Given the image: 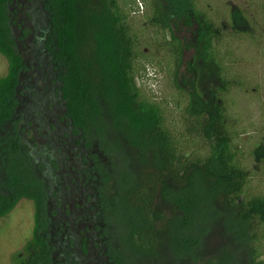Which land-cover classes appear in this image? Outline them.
I'll return each mask as SVG.
<instances>
[{
    "label": "trees",
    "instance_id": "obj_1",
    "mask_svg": "<svg viewBox=\"0 0 264 264\" xmlns=\"http://www.w3.org/2000/svg\"><path fill=\"white\" fill-rule=\"evenodd\" d=\"M136 1L144 3L139 32L129 19L133 6L138 12L135 0H44V45L60 69L62 118L76 139L70 162L77 175L58 176L54 160L45 161L51 166L45 169L19 134L16 88L23 61L9 0H0V56L7 64L0 78V218L21 200L33 207L32 238L12 264H126L127 254L154 257L161 250L171 264H264V195L245 191L250 174L238 162L224 102L240 82L228 78L229 55L220 52L229 29L230 38L247 36L263 53L264 24L241 9L218 24L194 0ZM173 20L197 27L191 47L206 70H196L198 79L204 74L213 81L208 97L200 86L190 93L179 84L183 46L170 30ZM149 31L153 40H145ZM158 57L179 100L176 122L163 102L135 85L137 62ZM117 154L120 165L104 164ZM249 156L264 168V142ZM131 160L136 164L129 170ZM77 191L85 204L70 218L71 210L61 206L65 199L69 207ZM49 199L58 205L53 218ZM107 210L132 213L115 246L105 233Z\"/></svg>",
    "mask_w": 264,
    "mask_h": 264
},
{
    "label": "rangeland",
    "instance_id": "obj_2",
    "mask_svg": "<svg viewBox=\"0 0 264 264\" xmlns=\"http://www.w3.org/2000/svg\"><path fill=\"white\" fill-rule=\"evenodd\" d=\"M15 2V0H12ZM198 11L206 13L209 18L217 19V23L228 22V12L233 9H241L246 12V16L254 22L259 24H264V8L260 9V6L264 5V0H194ZM138 12H135V7L133 6L132 12L129 15V19L133 23V26L139 32L140 22H142V10L144 9V3L141 1H136ZM14 5H10V9H13ZM128 10V9H127ZM191 26H187L183 22H178L176 20L171 21L170 30L173 35L178 38L182 43V62L179 73V84L183 89L190 93H194L197 86L202 87L200 90L208 97L205 90L207 85L212 81L206 75H202L200 80L196 74V70L204 69L202 67L201 61L197 60L195 62L194 56L195 51L191 47L193 41V32L197 30V27L191 22ZM134 28V29H135ZM229 28V26H227ZM243 30V29H242ZM230 30L228 29L224 33V40L220 52H228L229 56H226L224 60H228L227 71L228 78H232L240 82L237 87L234 86L224 97L225 108L231 119V129L235 133L233 134V146L236 148V156L238 162L247 169L250 174L245 191L247 195L256 196L264 195V168L254 167L253 161L249 156V153L257 146L260 142H264V51L260 53L258 48L252 46L249 43V37L244 35H237L236 38L229 37ZM226 35V38H225ZM14 37L18 41L19 34L14 32ZM146 39H152L154 37L153 31L146 32ZM166 37H169V32H166ZM160 38V37H158ZM153 40V39H152ZM17 50L23 55L28 54V51L22 43H18ZM145 53H148L144 49ZM260 53V54H259ZM163 54V53H162ZM24 55V61L27 63L29 60L28 55ZM153 60L152 63L147 61H138L139 69L137 67L138 78L135 80V85L148 97H153L157 102H163L166 106L168 114H170V120L176 122L177 107L176 102H179L178 98L174 97L175 93L170 86L169 80L166 75L160 70V66L164 65L161 57ZM158 64V65H157ZM7 64L5 59L0 56V78L4 77L6 74ZM205 70V69H204ZM206 71V70H205ZM60 72V69H59ZM232 74V75H231ZM235 84V83H234ZM236 85V84H235ZM24 90H18V98L20 99L21 111L17 114V121L19 122V134L24 136L25 139L30 143V140L34 138L32 129L27 128L26 124L22 122L24 118L21 114L22 107L26 102ZM20 110V109H19ZM9 128V127H8ZM11 129V128H10ZM178 131V129H175ZM42 142V140H38ZM30 143L31 146H40L39 142ZM27 143V144H29ZM60 155V153H58ZM120 155H114L112 158L113 162L107 160L105 165L115 163L117 165L121 164ZM59 160L58 167L53 170V174L56 175L65 174L68 171L72 176L77 175V167L71 164L70 170L67 169V160ZM104 161V160H103ZM133 164L136 163L132 160L130 161L129 170H132ZM121 168V167H120ZM127 169V168H125ZM119 170V169H118ZM67 175V174H66ZM4 176L3 167L0 168V179ZM64 176V175H63ZM64 187V180H60ZM72 192L76 194V188L72 187ZM80 189V188H79ZM77 191V195H74L71 205L66 207L67 200L64 199L62 204V211L66 210L68 212L71 210L73 213L80 212V209L74 211L77 205L85 204V200L80 197ZM88 202V201H87ZM58 205L55 199H49L48 204V215L53 218V213L58 209ZM108 211V221L109 225L105 228L106 235L111 239L113 246L120 240L122 232V222L124 218H131L132 213L127 214L125 212H120L116 214H111V210ZM33 207L31 202L21 200L19 201L14 209L3 218H0V264H12L13 258L18 254L24 245L32 238L33 229ZM75 216L74 214L71 217ZM69 217V216H68ZM162 226L159 227L160 230ZM264 234V233H263ZM54 238V237H53ZM53 246L56 243L55 238L51 241ZM208 243L205 244L207 247ZM262 251L264 259V239L262 241ZM127 253V252H125ZM127 256V257H126ZM131 257V258H130ZM169 252L165 250L159 251L157 256L150 257H132L129 254L125 255L126 264H171V259L169 258Z\"/></svg>",
    "mask_w": 264,
    "mask_h": 264
},
{
    "label": "flooded vegetation",
    "instance_id": "obj_3",
    "mask_svg": "<svg viewBox=\"0 0 264 264\" xmlns=\"http://www.w3.org/2000/svg\"><path fill=\"white\" fill-rule=\"evenodd\" d=\"M12 4L14 8L10 9ZM8 11L14 21L13 37L15 31L19 34L18 41L14 37L16 48L18 43H22L28 51L29 58L26 63L24 61L26 54L23 55L18 51L23 61V70L19 74L16 88L15 120H17L18 111H21L18 90H24L26 102L22 107L21 114H24H22L24 117L22 122L27 125V128L32 129L35 136L30 143L42 140V142L38 141L40 146H31L25 140L29 143L30 155L49 170L51 166L46 162L54 160L58 167L59 160L66 156V167L70 170L71 164L76 165L75 162H70V160L74 161L72 157L75 155L74 141L76 139L69 133L70 126L62 118L64 106L60 95L59 68L47 53L44 45L43 30H47L44 0H15V2L9 0ZM52 126L55 129H52ZM23 138L25 139L24 136ZM64 173L67 174L68 171Z\"/></svg>",
    "mask_w": 264,
    "mask_h": 264
}]
</instances>
